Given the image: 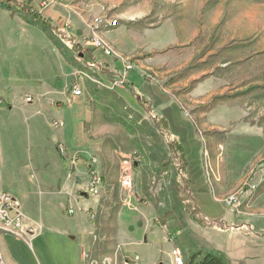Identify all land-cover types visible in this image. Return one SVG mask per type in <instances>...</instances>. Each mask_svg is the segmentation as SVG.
Masks as SVG:
<instances>
[{
  "label": "rangeland",
  "instance_id": "1",
  "mask_svg": "<svg viewBox=\"0 0 264 264\" xmlns=\"http://www.w3.org/2000/svg\"><path fill=\"white\" fill-rule=\"evenodd\" d=\"M11 1L21 8L0 0V191L39 228L10 235L21 264H177L174 251L186 264L209 250L264 264V0ZM115 27L123 52L102 33ZM177 143L206 225L182 204Z\"/></svg>",
  "mask_w": 264,
  "mask_h": 264
},
{
  "label": "built area",
  "instance_id": "2",
  "mask_svg": "<svg viewBox=\"0 0 264 264\" xmlns=\"http://www.w3.org/2000/svg\"><path fill=\"white\" fill-rule=\"evenodd\" d=\"M117 21L107 22L106 26H112L116 25ZM94 44L97 46H102L99 45V43ZM87 45V44H86ZM108 54L112 53V50H106ZM127 68H130V66H127ZM127 70L125 71V73ZM126 75V74H125ZM123 81V79H122ZM124 82V81H123ZM75 94H81V90L77 87L75 90ZM221 149V147L219 146ZM123 183L126 192L128 193V196L124 200V205L127 207H134L136 209V206L132 202V196H131V186H132V176L130 174H126L124 177H122ZM99 183V180L97 177H95L94 180H92V187L90 188L91 191L95 194L99 192V188H97ZM127 188H130V191L127 190ZM2 191V199H1V204H0V230L4 233H9L12 235H15L18 238H22L26 241H31L32 237H34L38 232L39 228L37 225V222L34 220L28 218L21 206V202L17 197L12 195L11 193L7 191ZM239 203V197L236 195H230L227 204L229 206L235 205ZM68 213H74L73 208L68 209ZM94 215V214H93ZM92 215V216H93ZM175 254V259L176 263H179V254L174 251ZM88 256V254L85 255V257ZM0 262L3 263L2 261V255L0 252ZM90 264H94V262H90ZM124 264H140V256L138 254H135L133 256H129L124 260Z\"/></svg>",
  "mask_w": 264,
  "mask_h": 264
},
{
  "label": "trees",
  "instance_id": "3",
  "mask_svg": "<svg viewBox=\"0 0 264 264\" xmlns=\"http://www.w3.org/2000/svg\"><path fill=\"white\" fill-rule=\"evenodd\" d=\"M6 1L7 2H3V4H5L6 6H11L13 8V10H19V8H21L20 5L16 4L15 1H11V0H6ZM22 11H24V10H22ZM216 27L218 28L219 25L217 24ZM238 47L242 48L244 46H238ZM224 48H225V46H224ZM225 97H227V96H224V95L220 96L217 98V100L222 101ZM142 100H143V97H142ZM141 104L143 106H145L146 103L141 101ZM155 117H156V121H157L158 116H155ZM157 126L159 127L158 123H157ZM171 145L173 146V148H174V146H177V150H179V152H177L178 154L176 157L178 158L179 163L181 162L180 169H181V173H183V175L181 174L182 180L179 183H180V188H181V186H182V188H184L182 191L183 192V198L181 200L182 204L184 206V209H186L187 213H190L192 215L193 219L195 218V220L198 221L200 224L206 225L207 224L206 222H209V221H207L205 218H203V216L200 212V209L198 208V206L196 204V201L194 200V198L190 194V191L187 189L189 186L188 185L189 182H188V179L186 178V176H184V173L186 172V161L187 160L185 158L183 146L180 143H177L176 145L175 144H171ZM182 170H183V172H182ZM196 214H199L202 217L200 218ZM166 215H168V214H165L164 216H166ZM164 216L161 218L162 220H164ZM212 222L215 223L213 225L219 227L221 230H229L231 228L227 225L224 226L223 223H220L217 220L212 221ZM186 264H232V262H231L230 257L227 254H225L224 252H221L218 250H209L206 252L197 251V252L192 253L191 255H189Z\"/></svg>",
  "mask_w": 264,
  "mask_h": 264
},
{
  "label": "crops",
  "instance_id": "4",
  "mask_svg": "<svg viewBox=\"0 0 264 264\" xmlns=\"http://www.w3.org/2000/svg\"><path fill=\"white\" fill-rule=\"evenodd\" d=\"M107 1H110V0H107ZM53 10L58 13L57 15L64 16V17L68 18L70 21H72L77 26V28L79 30L84 31V32L86 31V24L84 22L85 21V18H84V20L82 18H79L78 16L74 15L73 13H71L70 11H68L64 6H62L60 4H54ZM142 10L143 9H141L140 11L137 8L135 9V11H137V13H141ZM130 11H131V9H130ZM50 15L52 16V14H50ZM127 15H130V12ZM141 15H143V14H141ZM118 16L120 17V19H124V17H126V16H124V13H122L121 15H118ZM118 27H122V26H118ZM115 30H117V27H115L113 29H109V30H103L102 33L117 48H120L121 52H123L124 50L121 49L122 48L121 47V44H122L121 38L122 37L123 38H126V37H124V34H126V33L123 32V31H121L120 34L117 35V39H113V38H111L109 36V33L113 32ZM83 35H84V33H83ZM134 51H136V49L131 50L130 53H134ZM72 199H75L76 201L79 200V198L77 196H75L74 198L73 197L72 198H69L70 201ZM68 207L69 208H73V210L75 212V209H74L73 206H70L69 205ZM70 214H72V213H70ZM89 214H92L93 215V211L92 212H89ZM28 218H30V217H28ZM91 224H92V226L94 225V223H91ZM92 231L93 230L89 231L88 232L89 236L87 238H85V239L82 240V248H83V251H85L84 250L85 249V246L87 248H89V246L91 245L90 235H91ZM10 235H12V234L4 233V232H2V230L0 231V252H1V255H2V261H3V263L0 262V264H21V262L19 260L20 253L15 248V246L13 245V243L11 241ZM69 239H70V241H75V240H77V237L70 235ZM16 240H18V239H16ZM18 241H21L22 242V240H18ZM234 257L237 258V256H234ZM86 264H87V260H86Z\"/></svg>",
  "mask_w": 264,
  "mask_h": 264
},
{
  "label": "bare ground",
  "instance_id": "5",
  "mask_svg": "<svg viewBox=\"0 0 264 264\" xmlns=\"http://www.w3.org/2000/svg\"><path fill=\"white\" fill-rule=\"evenodd\" d=\"M96 43H99V45H102V42L97 40ZM105 46V45H104ZM106 47V46H105ZM106 50H109L106 48ZM132 62V61H131ZM1 199H2V191H0V204H1ZM1 231V230H0ZM181 260V259H180ZM91 262H94V261H91Z\"/></svg>",
  "mask_w": 264,
  "mask_h": 264
},
{
  "label": "water",
  "instance_id": "6",
  "mask_svg": "<svg viewBox=\"0 0 264 264\" xmlns=\"http://www.w3.org/2000/svg\"><path fill=\"white\" fill-rule=\"evenodd\" d=\"M82 195L86 197V196H88V192H84V193H82Z\"/></svg>",
  "mask_w": 264,
  "mask_h": 264
}]
</instances>
